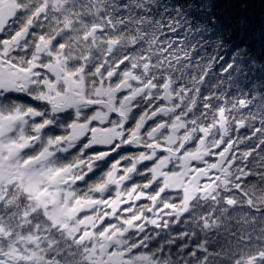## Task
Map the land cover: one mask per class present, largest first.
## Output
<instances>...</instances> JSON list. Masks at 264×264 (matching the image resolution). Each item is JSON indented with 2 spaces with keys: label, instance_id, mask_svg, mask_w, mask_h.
Masks as SVG:
<instances>
[{
  "label": "snow or ice",
  "instance_id": "snow-or-ice-1",
  "mask_svg": "<svg viewBox=\"0 0 264 264\" xmlns=\"http://www.w3.org/2000/svg\"><path fill=\"white\" fill-rule=\"evenodd\" d=\"M208 0H0V264H264V58Z\"/></svg>",
  "mask_w": 264,
  "mask_h": 264
},
{
  "label": "trees",
  "instance_id": "trees-1",
  "mask_svg": "<svg viewBox=\"0 0 264 264\" xmlns=\"http://www.w3.org/2000/svg\"><path fill=\"white\" fill-rule=\"evenodd\" d=\"M221 27L228 50L240 48L247 55L264 58V0H208Z\"/></svg>",
  "mask_w": 264,
  "mask_h": 264
}]
</instances>
